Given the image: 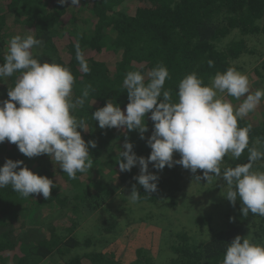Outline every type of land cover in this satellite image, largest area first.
Segmentation results:
<instances>
[{
  "label": "trees",
  "instance_id": "1",
  "mask_svg": "<svg viewBox=\"0 0 264 264\" xmlns=\"http://www.w3.org/2000/svg\"><path fill=\"white\" fill-rule=\"evenodd\" d=\"M76 6L71 0L66 5L58 0H0V64L7 50L9 19L27 34L34 31L31 34L44 41L33 48L35 58L71 69L74 99L91 84L84 106L73 114L88 124L86 132L78 129L84 141L96 143L95 148L89 145L92 169L77 173L76 179H70L47 154L29 158L7 140L0 144V167L8 159L23 161L21 167L47 176L56 185L48 200L42 194L24 198L11 185L0 188V264H222L227 244L238 235L264 244V217L251 213L244 217L239 201L233 206L226 198L215 196L214 203L223 208L220 224L213 226L215 216L211 215L194 220L195 225L209 229L203 239L192 237L186 229L172 228L169 221L162 229V260L154 257L150 242L138 238L133 245L128 229L152 221L151 226H159L160 217L154 213L160 209L138 219L123 195H130L135 185L141 195L135 204L146 203L145 213L149 206L167 200L174 206L187 179L193 181L195 177L190 175L198 170L193 174L176 165L157 171L150 163L149 172L159 180L158 190L147 193L134 179L140 174L139 165L121 172L116 161L125 142L133 144L138 157L150 155L151 113L145 117V139L138 130L101 129L92 119L109 101L126 112L129 98L123 80L128 71H141L147 82V73L162 63L170 73L164 88L177 101L179 82L187 74L196 72L209 84L216 72L236 69L237 60L248 51V38H264V0H80ZM83 11L90 14L86 20L80 19ZM76 45L85 54L88 73L76 60ZM209 60L214 66L209 67ZM257 74L264 79V59ZM17 75L0 79V101L8 99ZM255 111H264V104ZM238 125L251 126L249 146L264 151V114L260 120L248 114ZM248 155L246 149L239 159H224L229 162L227 167H235L247 163ZM260 162L254 169L264 171ZM217 191L214 187L208 193ZM127 217L131 219L127 221Z\"/></svg>",
  "mask_w": 264,
  "mask_h": 264
},
{
  "label": "clouds",
  "instance_id": "2",
  "mask_svg": "<svg viewBox=\"0 0 264 264\" xmlns=\"http://www.w3.org/2000/svg\"><path fill=\"white\" fill-rule=\"evenodd\" d=\"M58 3L66 5L69 0ZM71 4L79 5L80 0H71ZM32 32L11 37L0 64V79L18 73L14 86L9 88L8 99L0 101V144L7 140L29 158L47 154L70 179H76L77 173H87L93 167L89 145L95 148L96 143L84 141L78 129L86 132L88 124L73 114L84 106L92 86L87 85L81 96L74 99L75 79L71 69L35 58L33 48L42 46L44 41ZM76 60L84 73L90 72L79 45ZM208 65L212 67L214 62L209 60ZM169 78V70L162 63L147 73V82L141 71H128L123 80L129 98L126 112L109 101L92 114L101 129L138 130L141 139H145L143 134L148 131L145 117L151 113L154 131L147 140L150 155L138 157L133 144L125 142L116 161L120 171H131L138 164L140 174L134 179L147 193H154L159 177L149 172L150 163L157 171L176 165L193 174L203 170V176H195V182L203 179L210 183L213 178L222 177L226 182L221 192L224 198L233 206L239 201L244 217L249 213L264 217V171L254 169L257 161H264V151L249 146L251 126L238 125L264 100V89L252 92L248 76L228 67L216 72L209 84L196 72L187 74L179 82L178 100L173 101L170 90L164 88ZM226 96L243 100L234 106ZM246 149L247 163L224 167L222 171L226 156L239 159ZM174 153L180 159L174 160ZM22 164L23 161L6 160L0 167V188L11 185L24 198L42 194L48 200L56 185L47 176L21 167ZM140 197L133 185L128 200L136 203ZM222 264H264V244L238 235L227 244Z\"/></svg>",
  "mask_w": 264,
  "mask_h": 264
},
{
  "label": "rangeland",
  "instance_id": "3",
  "mask_svg": "<svg viewBox=\"0 0 264 264\" xmlns=\"http://www.w3.org/2000/svg\"><path fill=\"white\" fill-rule=\"evenodd\" d=\"M79 6L77 5L76 8ZM80 14V19L86 20L90 17V14L87 13V11H83ZM8 40L15 36V35H26V30L21 25L14 24L12 19L8 20ZM264 59V38H248V51L244 56H242L240 59L236 62V70L240 71L241 73H244L248 76L249 82H250V90L252 92H255L257 89H264V79L261 80L258 77L257 74V68L258 65H260L261 61ZM228 99L234 106H238L242 100L243 97L240 100H237L233 97H225ZM264 104V100L261 101L260 105ZM259 105V106H260ZM258 106V107H259ZM252 116L257 117L258 120L263 118L264 111H253L251 113ZM228 157L231 158L230 155ZM180 159V156L178 153H174V160ZM229 165V162L227 160H223L222 162V171L224 167H227ZM260 165L262 168H264V161L260 162ZM150 171V170H149ZM203 176V170L198 169V173L195 175H190L192 177H195L197 175ZM214 187H217L219 191L214 193H208L210 189L213 190ZM226 187V182L223 180V178H213L212 182L208 183L206 180H201L200 182H195V179L193 181H190L187 179L186 181V187L184 193L177 198L176 204L173 206L171 205V201L167 200L166 203L157 204L155 207H150L146 213V203L136 205L135 203H131L128 200L127 194L123 195L126 200H128V207L135 211L136 215H146L147 213L154 211V209H160V211H155L154 216L160 217L157 222L160 223L158 226H151V223H143V224H133L127 231V234L130 235L132 244L137 245L138 238L139 241L142 243H148L150 242L151 251L154 255V257L159 261L163 258L160 255V250L163 248V242L164 240L161 239L163 236L162 229L164 226H166L169 221L173 223V227L176 230L186 229V231L191 235L192 237H196L198 240L203 239L206 237V234H209V229L207 226L199 227V225H195V219L196 217H204V216H215V222L213 223V226L220 224L219 215L221 214V210L223 208L218 207L219 202L217 204L214 203V201L220 197L224 198L221 195L222 188ZM120 192V190H119ZM215 196H218L216 199ZM120 198L124 199L121 195ZM122 199H118V201H122ZM124 205V203H123ZM159 213H161L159 215ZM163 216H167L168 218L164 220ZM137 217V216H136ZM135 217V218H136ZM50 218L49 222H52L54 219ZM142 217H139L140 219ZM131 217H127V221L130 220ZM139 221V220H138ZM130 222V221H129ZM205 228V229H202ZM167 236V235H166ZM147 241V242H146Z\"/></svg>",
  "mask_w": 264,
  "mask_h": 264
}]
</instances>
